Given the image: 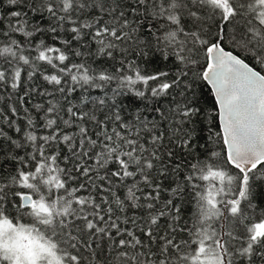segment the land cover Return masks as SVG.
Wrapping results in <instances>:
<instances>
[{
    "label": "snow or ice",
    "instance_id": "6c2138e0",
    "mask_svg": "<svg viewBox=\"0 0 264 264\" xmlns=\"http://www.w3.org/2000/svg\"><path fill=\"white\" fill-rule=\"evenodd\" d=\"M0 92V264H264V0H0Z\"/></svg>",
    "mask_w": 264,
    "mask_h": 264
},
{
    "label": "trees",
    "instance_id": "16d2710c",
    "mask_svg": "<svg viewBox=\"0 0 264 264\" xmlns=\"http://www.w3.org/2000/svg\"><path fill=\"white\" fill-rule=\"evenodd\" d=\"M7 9V6H5V10ZM210 24H215V21H210ZM45 39H48V37H45ZM49 43H52V41L50 39H48ZM257 70H260L259 67H257ZM46 74H50V71ZM32 84H35L36 87L40 88L41 90H43L44 88H47L49 91H51L52 89V85H49L46 81H43L42 77H40L39 75L37 76V78L34 79V81H32L29 85H27L28 87H31ZM115 86V85H113ZM10 91V90H9ZM99 90H95L93 92V94H98ZM203 92L207 93V101H208V106L209 109L211 110V101L213 99L212 97V93L210 90V87L206 84H203ZM18 94H22V90L18 93ZM78 95L75 94L73 97V102L74 103H79V101L75 98V96ZM59 98V97H58ZM46 99H49L47 97H39L36 96L35 94H33L31 101H29L28 98H25L24 101V105L23 107H21L18 103H17V96H13L11 99L8 98V95L6 92H0V110H3V115H8L11 116V113L9 111V108L13 105H15L18 108V115L20 117V119H17L16 117H12V119H16L17 123L21 126V128H24L26 125V119H24L25 113H24V109L27 108L31 111L32 116L37 120L38 123H43L42 121H40L39 119V115L38 113H36V111L33 108V105L36 103H44ZM127 103V101H125ZM62 103H64L62 101ZM3 115H0V127H4L6 131L9 132L10 135H13L14 138H19L21 134H17L15 133L13 130L8 129L7 127V122L3 119ZM65 119H67V116H65ZM214 127L216 128L217 131H220V127H219V122L215 121L214 123ZM203 135H207V132H204ZM200 143L202 144L203 141H200ZM63 147V146H61ZM210 147H212L215 150H222L221 146L219 143L217 144H212L210 145ZM66 151V150H65ZM109 167H114V165H109ZM84 178H80L75 182H70V184L72 186H78V184L83 180ZM128 184H131V181H127ZM174 186V185H173ZM126 188L123 187V185H121V187L119 189H117V194L121 196V198L123 199L124 196L126 195ZM87 194V193H84ZM139 194V193H138ZM254 195L257 197L256 200H254L255 203H257L260 206H264V203H262V201H264V184H261L258 186L256 192L254 193ZM167 196V193H163L162 194V199L164 197ZM130 214V213H129ZM188 215H190V213H188ZM161 223L163 224V220L161 221Z\"/></svg>",
    "mask_w": 264,
    "mask_h": 264
},
{
    "label": "water",
    "instance_id": "95a60500",
    "mask_svg": "<svg viewBox=\"0 0 264 264\" xmlns=\"http://www.w3.org/2000/svg\"><path fill=\"white\" fill-rule=\"evenodd\" d=\"M209 86V85H208ZM210 87V86H209ZM218 121V120H217Z\"/></svg>",
    "mask_w": 264,
    "mask_h": 264
}]
</instances>
